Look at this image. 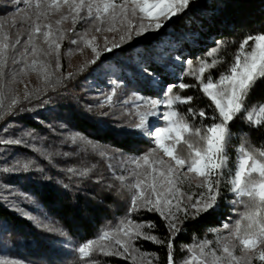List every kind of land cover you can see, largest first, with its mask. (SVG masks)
<instances>
[{
	"label": "snow or ice",
	"instance_id": "obj_1",
	"mask_svg": "<svg viewBox=\"0 0 264 264\" xmlns=\"http://www.w3.org/2000/svg\"><path fill=\"white\" fill-rule=\"evenodd\" d=\"M20 2L21 0H16V3ZM194 2L195 0H23L27 10L17 8L10 17L0 18V110H3L0 111V120L8 115H15V110L22 102L21 97L14 94L5 104L9 82L24 83L22 77L35 74L45 86V91L48 86L54 87L62 83V77L56 73L62 67L61 47L62 42L69 38L68 33H75L70 42L77 45V48L72 52L82 54L85 48H89L93 54L92 59L79 69L82 72L101 61L103 53L113 52L114 49L130 44L137 37L156 33L151 39L160 40L167 34L168 27L181 22L173 18L180 17L182 20ZM68 22L72 27L65 29L64 25ZM77 24H81L83 31L77 30ZM161 29L165 31L161 32ZM97 34L103 39L102 47L97 43ZM184 38L175 36L164 47L145 45L141 51H135L141 44L138 41L121 53L135 52L130 63L134 65L136 78L153 88L161 86L164 98L155 99L133 93V99L143 101V104H137L134 112L122 113L136 119L131 123L116 125V134L130 135L127 129H132L151 137L155 147L142 155L122 160L120 167L127 175L113 173V179L131 193L128 214L118 225L106 228L96 238L89 239L74 249L82 264H90V261L95 264L92 259L95 255L117 257L129 264H154V260L158 261L156 254L143 252L136 246L138 240L164 246L167 249V264H175L173 241L184 230L187 221L195 220L204 213L210 214L219 207L221 188L225 184L230 186L229 190L234 194L232 203L243 205L244 210L238 213V218L233 222H225L220 228L209 229L214 239L194 237L192 244L184 246L187 255L183 264H264V144L256 146L249 142L247 136L241 137L236 149L235 167L228 168V149L234 121H244L249 128L264 133V104L250 107L255 91L264 86V31L249 34L241 40L228 70L222 72L218 80L209 76L205 81L203 76L206 70L222 62L217 53L223 42L209 52V56L214 57L211 62H199L198 72L193 70L191 61L187 62V74L194 75L200 81V90L211 101L208 107L212 108L214 105L210 116L203 109L198 113H194L191 107L187 109V113L193 117L198 115L211 121L204 123L202 119L199 126L191 124L184 114L174 110L177 104H190L193 97L174 94L173 88L176 85H161L170 65L181 60L179 54L173 59L170 53ZM107 59L110 58L106 57L105 61ZM105 61H101V65ZM72 76L69 73L68 78ZM111 83L114 85L111 94L106 95V99L97 107L112 105L119 84L115 80ZM196 86L186 83L178 85L181 90ZM31 98L33 93L25 84L23 100ZM161 105L168 109L162 114L167 126L152 130L149 117L157 115L156 109ZM141 108L144 111H140ZM103 115L107 116L108 113ZM30 136L31 132H25L17 138H0V145L23 144L35 150V145H29L25 139ZM71 140L73 143L83 142L101 158L108 156L107 150L98 142L79 135L71 137ZM181 144L186 146L187 156L178 151ZM163 157L169 159L165 160ZM45 159L51 163V156H46ZM33 163L34 161H16L12 167H4L2 171H28ZM95 167L93 164L92 168L82 170L79 175L87 176ZM111 167L109 165L110 169ZM67 171L76 174L75 169ZM185 183L189 189L194 183L199 191H184L182 186ZM112 186L108 185L109 188ZM3 187L5 185H0V188ZM141 209L159 214L165 221L168 232L166 237L160 238L152 234L151 230L156 228L154 222H137L130 218L132 213L140 212ZM24 215L28 219H36L27 213ZM37 223L50 232L60 231L41 221ZM145 228L149 231H144ZM60 234L65 235L62 231ZM0 264L22 262L0 257Z\"/></svg>",
	"mask_w": 264,
	"mask_h": 264
},
{
	"label": "trees",
	"instance_id": "obj_2",
	"mask_svg": "<svg viewBox=\"0 0 264 264\" xmlns=\"http://www.w3.org/2000/svg\"><path fill=\"white\" fill-rule=\"evenodd\" d=\"M17 8L27 10L23 0L20 3L0 0V18L10 17ZM173 19L181 22L168 27L167 34L160 40L151 39L157 34L150 33L135 38L113 52L104 53L101 61H105L106 57L110 59L103 65L98 61L95 70L90 65L82 72H73L72 78H68L69 74L61 73V84L51 86L30 100H23L15 115L0 120V138H17L31 132L32 136L25 139L29 145H35V150L23 144L0 145V185L7 188H0V257L16 259L22 264H82L74 249L96 238L106 228L118 225L128 214L131 193L113 179L116 156L127 159L153 148L135 130L127 129L131 134L126 136L116 134V125L131 123L136 119L122 115L121 108L125 106L134 112L137 104H143V101L140 103L133 99V93L155 99L164 98L161 86L153 88L136 78L134 65L130 63L135 52L121 53L138 41L141 44L135 51H141L145 45L164 47L175 36L185 37L170 53L173 59L179 54L182 65H170L161 85H176L174 94L193 97L190 104H177L174 110L184 114L191 124L199 126L204 118L198 115L193 117L187 113V109L191 107L194 113L203 109L210 116L214 105L208 107L211 101L200 90V81L194 75L187 74V62L191 61L193 70L198 72L199 62H211L214 57L209 56V52L223 42L217 53L222 62L206 70L203 76L205 81L209 76L218 80L220 74L228 70L241 40L249 34L264 31V0H195L182 20L180 17ZM164 31L161 29V32ZM63 51L64 47L61 53ZM104 69L109 71L108 78L102 73ZM113 80L119 84L112 100L114 106L97 107L101 103V95L111 94ZM181 83L197 86L181 90L178 87ZM126 99L131 101L123 103ZM259 104H264V86L255 91L250 107ZM21 108L23 111H19ZM162 108L166 107L162 105ZM105 112L107 116L103 115ZM204 123L211 121L204 119ZM233 124L228 149L229 169L235 167L236 149L241 137L247 136L249 142L256 146L264 144V133L249 128L244 121L237 120ZM77 135L98 142L115 158H101L83 142L73 143L71 137ZM178 151L187 156L185 145H179ZM46 156H51V163L45 159ZM16 161L34 163L28 171H2L4 167H12ZM108 163H111L112 171L108 169ZM93 164L96 167L89 175H79L82 170L92 168ZM70 168L75 169L76 174L68 172ZM109 184L113 186L109 188ZM229 187L227 184L222 186L219 207L214 212L201 214L197 219L185 223L184 230L173 241L175 264L183 263L187 255L184 246L192 244L194 237L209 239V229L233 222L238 218V213L244 210L243 205L232 203L235 197L230 194ZM3 192H14L18 195L16 199L21 208L36 214L44 224L54 226L65 235H61L60 231L50 232L26 219L16 211L13 203L4 198ZM130 218L137 222L152 221L156 225L151 230L152 234L160 238L168 235L165 221L158 213L141 209L132 213ZM144 231L149 229L145 228ZM136 246L143 252L156 254L159 260H154V264H167V249L164 246L144 240L136 241ZM92 259L95 264H129L117 257L95 255Z\"/></svg>",
	"mask_w": 264,
	"mask_h": 264
},
{
	"label": "rangeland",
	"instance_id": "obj_3",
	"mask_svg": "<svg viewBox=\"0 0 264 264\" xmlns=\"http://www.w3.org/2000/svg\"><path fill=\"white\" fill-rule=\"evenodd\" d=\"M71 27H72V25H71L70 22L65 23V25H64L65 29H70ZM76 28H77L78 31H83V27L81 26V24H77ZM148 34H150V33H147L145 35H148ZM68 35H69V38L65 39L62 42L61 50L64 47L63 53L60 54V63L62 65V67L56 73L57 76H59L61 73L69 74V73H73V72H76V71H80L79 69L81 68V66L86 61H90L92 59V57H93L91 49H89V48H85L84 52L82 54L79 53V52H72L71 50L77 48V45H73L70 42L71 38L75 37V33H68ZM108 35L111 36V34H108ZM97 36H98L97 43L102 47L103 46V39L100 37L99 34H97ZM137 38H139V37H137ZM105 53H107V52H105ZM174 63L177 66H180V65H182L183 62L180 60V61H176ZM52 66H53V70H54L55 69V58L54 57L52 58ZM92 67H93L94 70L98 68L96 66V64L92 65ZM62 69L64 70L63 72H61ZM102 73H105L107 78L109 77V71L108 70L104 69L102 71ZM22 79L24 80V83H19L18 81L17 82H9V84L7 86V89H6L7 96H8V99L5 100V104L6 105L8 103V100L14 94L19 95L21 97V101H23V92H24L25 84L28 85L29 91H31L33 93V97L35 95L40 94V93L45 91V86L42 84L40 79H38V77L35 74H32L29 77H22ZM50 87L51 86H48L47 89L50 88ZM100 97H101V101L106 99V96H102L101 95ZM125 101L129 102V101H131V99H126ZM140 103H142V102H140ZM106 106H111V105H107L106 104ZM112 106H114L113 102H112ZM167 110H168L167 108L163 109L162 105H161L159 108L156 109L157 115L149 117L150 127H151L152 130H155L158 127H166L167 126L166 121L163 119V115H162L163 112H165ZM121 111H122V113H129L130 109L128 107L123 106L121 108ZM151 119H154V120L152 121ZM138 136L141 137V138H144L146 141H148L153 146V148L155 147V143H154V141H153V139L151 137L142 135L139 132H138ZM105 150H107V149H105ZM107 152H108V156H106V159L108 160V159L113 158L111 151L107 150ZM160 155H162V154H160ZM163 158L165 160L169 159L168 157H163ZM122 160H125V158H122L120 155L116 156V159H115V161H116V166H115L116 171H115V173L125 174V172H123V169L120 167V164H121ZM109 165H111V163H108L107 167H108V169L110 171H112L113 168L111 167V169H110ZM125 167H131V166L130 165H125ZM113 173L114 172L112 171V174ZM125 175H127V174H125ZM182 187H183L184 191H191V192H198L199 191L198 189L195 188L194 183H193L191 189H189L187 183H185ZM1 189L6 190L7 188L4 187V188H1ZM230 194L234 196V194L231 191H230ZM3 196H4V198L8 199L9 202L13 203L14 208L16 209V211L19 212L26 219H28V216L24 215V213H27L28 215L36 218L34 220L33 219H29L31 221H34L36 223H37V221H41L40 218L36 214L30 213L27 209L21 208L18 205L19 203L17 202V199H16V197L18 198V195H16L14 192H11L9 194H6V192H3ZM42 228H45V227H42ZM209 239H214V236H213L212 233H210ZM181 264H183V263H181Z\"/></svg>",
	"mask_w": 264,
	"mask_h": 264
}]
</instances>
